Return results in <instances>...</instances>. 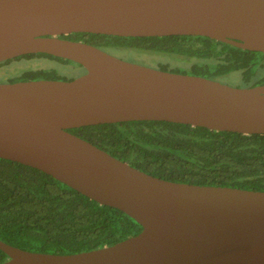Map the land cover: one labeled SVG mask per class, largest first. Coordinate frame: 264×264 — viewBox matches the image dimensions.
<instances>
[{
  "label": "water",
  "instance_id": "water-1",
  "mask_svg": "<svg viewBox=\"0 0 264 264\" xmlns=\"http://www.w3.org/2000/svg\"><path fill=\"white\" fill-rule=\"evenodd\" d=\"M72 33L201 36L264 54V0H0V62L46 54L80 65L71 81L0 83V159L34 169L141 230L66 255L0 241V264H264V191L159 179L69 133L132 121L264 135V85L233 87L123 60Z\"/></svg>",
  "mask_w": 264,
  "mask_h": 264
},
{
  "label": "trees",
  "instance_id": "trees-1",
  "mask_svg": "<svg viewBox=\"0 0 264 264\" xmlns=\"http://www.w3.org/2000/svg\"><path fill=\"white\" fill-rule=\"evenodd\" d=\"M61 38L118 50L119 54H148L151 63L141 65L162 71L239 88L264 85V54L207 37L72 33ZM151 55L167 56L184 65ZM20 60H43L49 65L17 71L9 83L71 81L85 73L78 64L40 53L0 62V73ZM61 63H72L80 72L67 76L70 73L58 66ZM68 132L159 179L264 191V135L214 132L164 121L100 124ZM140 230L123 212L101 206L37 169L0 159V241L21 250L66 255L113 245ZM6 258L0 251V263Z\"/></svg>",
  "mask_w": 264,
  "mask_h": 264
},
{
  "label": "rangeland",
  "instance_id": "rangeland-1",
  "mask_svg": "<svg viewBox=\"0 0 264 264\" xmlns=\"http://www.w3.org/2000/svg\"><path fill=\"white\" fill-rule=\"evenodd\" d=\"M112 52L114 54L113 53H111V54H113L114 56H118V55L120 56L122 54L120 58L123 57L125 60H127V61L129 60V62L133 61V63L136 62L137 64L140 63V64H145V65H146V63L147 64L151 63V60L146 59L148 54H144V53H141V52L129 51V52H126V53H121V54L118 53V50L117 51L113 50ZM151 57L152 58H158L160 60H169L173 65H175V64L184 65V63L179 61V60L171 59V58H169L167 56H163V55H158V57H156L155 55H151ZM47 65H49V63H44L43 60H39V61H36V60L13 61V63H11L10 66L4 68V69H6L4 71V74L3 73H0V74H3V76L7 75L8 73H15L16 74L17 71H20L22 69L36 68V67H45ZM58 66H60L62 70L68 71L70 73V74H66L67 76H69V75L75 76L77 73L80 72V69L77 68L72 63H61ZM2 80H3V78H0V81H2Z\"/></svg>",
  "mask_w": 264,
  "mask_h": 264
},
{
  "label": "flooded vegetation",
  "instance_id": "flooded-vegetation-1",
  "mask_svg": "<svg viewBox=\"0 0 264 264\" xmlns=\"http://www.w3.org/2000/svg\"><path fill=\"white\" fill-rule=\"evenodd\" d=\"M62 37V36H61ZM98 48V47H97ZM99 49H101V48H99ZM101 50H103V51H105V52H107V53H113L112 51L114 50V49H101ZM114 54V53H113ZM112 54V55H113ZM263 54V53H262ZM17 58V57H16ZM16 58H14V59H10V60H15ZM8 73V72H7ZM3 74H4V72H3ZM3 74H0V78H3V80L2 81H0V83H9L8 81H9V79L13 76V75H15V73H8L7 75H4L3 76ZM6 76V77H5ZM8 258H6V260H7Z\"/></svg>",
  "mask_w": 264,
  "mask_h": 264
}]
</instances>
